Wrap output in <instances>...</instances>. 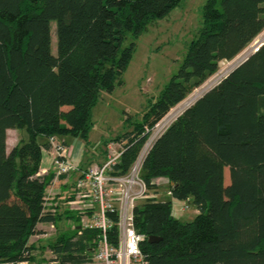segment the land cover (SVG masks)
Returning <instances> with one entry per match:
<instances>
[{
	"label": "trees",
	"instance_id": "1",
	"mask_svg": "<svg viewBox=\"0 0 264 264\" xmlns=\"http://www.w3.org/2000/svg\"><path fill=\"white\" fill-rule=\"evenodd\" d=\"M183 1L0 0V263L95 264L100 231L79 233V216L64 203L45 211L48 181L38 175L43 150L51 136L89 141L101 91L123 85L136 48L134 41L124 45L127 37L138 38ZM263 30L264 0H208L177 73L142 121L112 139L126 141L119 173L136 161L147 128ZM9 129L28 135L10 151ZM141 176L149 189L158 187L157 178L168 179L172 196L192 198L199 210L184 222L173 215L171 200L151 198L136 207L138 230L146 233L152 224L162 238L143 243L149 264H264V44L166 128L145 156ZM62 220L74 230L60 228ZM42 222H54L56 234L45 244L30 243ZM108 237L118 243L116 227Z\"/></svg>",
	"mask_w": 264,
	"mask_h": 264
},
{
	"label": "rangeland",
	"instance_id": "2",
	"mask_svg": "<svg viewBox=\"0 0 264 264\" xmlns=\"http://www.w3.org/2000/svg\"><path fill=\"white\" fill-rule=\"evenodd\" d=\"M208 0H184L183 3L173 9L163 19H158L149 25L146 32L138 38L128 36L124 45L131 41L136 43L132 60L124 72L123 85L117 86L114 91H101L99 101L93 109V125L89 134V141L72 136H65L69 150L72 152L70 160L79 167H90L104 160L103 147L120 134L131 132L137 122L142 121L148 110L149 102L158 98L163 88L180 68L192 39L198 34L203 23V9ZM52 51L57 54L56 22L51 23ZM264 42V30L242 52L248 54L254 48ZM253 50L250 54L254 53ZM243 55V57H244ZM230 61L221 62L219 71L225 73L232 69ZM216 75V74H214ZM211 76L201 86L193 90L189 96L171 109L177 110L176 118L190 107L199 97L210 90L215 84V77ZM215 79V80H212ZM218 81V80H217ZM198 90L201 94L190 104L182 107ZM179 109H182L178 112ZM170 111V112H171ZM175 118V119H176ZM15 132H20L18 140ZM25 131L13 130L10 133V144H15L21 137H27ZM12 146V145H10ZM230 182L229 168H225V183ZM169 185L162 184L160 187L159 201L171 200L173 203V215L175 218L187 222L198 215L196 205L190 203V208L182 210L187 203L185 200L176 199L167 193ZM142 203V201L140 202ZM75 224V223H74ZM59 227L70 232L74 230L73 224L61 221ZM52 236L51 238H53ZM33 242L45 244L46 240ZM45 258H52L51 252L45 253ZM29 264V263H28Z\"/></svg>",
	"mask_w": 264,
	"mask_h": 264
},
{
	"label": "built area",
	"instance_id": "3",
	"mask_svg": "<svg viewBox=\"0 0 264 264\" xmlns=\"http://www.w3.org/2000/svg\"><path fill=\"white\" fill-rule=\"evenodd\" d=\"M244 53H240L231 60L232 69L245 60L251 52L245 55ZM231 70L225 73L218 70L214 75L218 81L216 80L214 83L218 84ZM202 91L198 90L192 97L197 98ZM184 106L186 105L184 104ZM181 110L179 109L178 112ZM176 113L177 110L169 112L153 128L145 130L143 134L148 133L149 137L136 161L126 173H119L116 169L126 150L125 140L110 141L105 147L106 156L104 160L97 165L84 168L75 165L70 160L69 147L63 138L58 136L49 138L50 148L48 150L52 154V164L57 177L69 176L75 172L80 173L75 182L72 198L67 199L64 205L79 216V233L87 228L100 231L93 255L95 264H149L148 255L142 248L148 234L138 230L135 209L141 201L151 198L157 200L161 194L160 187L162 184H168L170 187L168 192L162 193V195L172 196L173 194L169 180L162 177L155 180L157 188L149 189L141 176V169L144 158L154 141L175 120ZM38 175L41 174L38 173ZM53 195L51 190L46 192L45 211H56V209L50 208L59 205V203L53 205L50 202L54 198ZM186 202L182 210L190 208V203H193L190 199H187ZM113 227L117 228V244L111 243L108 237V233ZM56 232L57 226L51 222L48 223V229L42 231L41 236L48 239L54 236ZM0 264H28V261L2 262Z\"/></svg>",
	"mask_w": 264,
	"mask_h": 264
},
{
	"label": "crops",
	"instance_id": "4",
	"mask_svg": "<svg viewBox=\"0 0 264 264\" xmlns=\"http://www.w3.org/2000/svg\"><path fill=\"white\" fill-rule=\"evenodd\" d=\"M13 130H18V129H9L7 131V149H8V151H10L12 148H14L20 142L21 139L26 138V137H21V139L19 141H17L15 144H10V143H12V142H10V133ZM20 135H21L20 132L19 133L15 132V139L18 140V137ZM10 145H12V146H10ZM71 153L72 152L69 150L70 156H71ZM52 158L53 157H52V154L50 153V151L48 149H44L43 150V159L41 162L39 173L48 181V186H47L46 192L51 190L52 193L54 194L53 195L54 198L50 202L53 205H57V203H59L58 206L61 205V207H62L63 203L69 197H71L73 195L75 182H76L77 178L79 177L80 173L75 172L69 176L57 177L55 169H54L53 164H52ZM189 199L192 200V198H189ZM72 213H74V212H72ZM64 221H67V220H64ZM67 222H70L72 224V221H67ZM38 228L40 231H45L48 229V224L46 222L39 223ZM35 238H38L39 239L38 241H40V242L45 239L41 236V233H39V234L31 237L30 243H34L33 239H35ZM35 243H38V242H35ZM46 253H48V250Z\"/></svg>",
	"mask_w": 264,
	"mask_h": 264
},
{
	"label": "water",
	"instance_id": "5",
	"mask_svg": "<svg viewBox=\"0 0 264 264\" xmlns=\"http://www.w3.org/2000/svg\"><path fill=\"white\" fill-rule=\"evenodd\" d=\"M264 44V42H262L257 48L256 51ZM146 233L148 234V241L151 243L154 242H158L160 241L162 238L158 237L156 234H154V229H153V225L149 224L146 230Z\"/></svg>",
	"mask_w": 264,
	"mask_h": 264
},
{
	"label": "bare ground",
	"instance_id": "6",
	"mask_svg": "<svg viewBox=\"0 0 264 264\" xmlns=\"http://www.w3.org/2000/svg\"><path fill=\"white\" fill-rule=\"evenodd\" d=\"M257 47H258V46H257ZM257 47H256V48H257ZM256 48H254L253 50H256ZM253 50H252V51H253ZM252 51H251V52H252ZM249 53H250V52H249ZM195 98H196V97H192L191 99H189V100H188L186 103H184V104H185V105L190 104ZM183 106H184V105H183Z\"/></svg>",
	"mask_w": 264,
	"mask_h": 264
}]
</instances>
